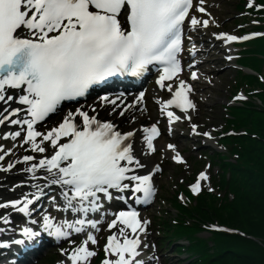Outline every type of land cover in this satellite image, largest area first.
<instances>
[{
    "label": "snow or ice",
    "instance_id": "obj_1",
    "mask_svg": "<svg viewBox=\"0 0 264 264\" xmlns=\"http://www.w3.org/2000/svg\"><path fill=\"white\" fill-rule=\"evenodd\" d=\"M192 6L193 0H0V102L14 101L9 90L20 89L26 94L14 102L27 106L0 110V125L8 122L20 127L3 138L16 140L25 132L22 144L30 145L32 152L45 153L49 147L53 150L35 163H30L37 160L35 156L25 155L23 162L30 163L26 171L34 179L62 189L64 205L60 210L75 217L57 223L52 217L43 216V227L50 235L68 238L86 228L98 231L97 222L88 219V214L103 207L102 196L111 200L113 189L132 193L131 198L138 203L141 200L135 194L143 193L147 201L154 190L150 175L130 174L134 173L132 165L141 166L132 155L131 143H127L134 132L121 133L112 122L101 121L83 107L67 112L61 122L46 132L36 130V125L56 112L62 101L77 100L93 85L110 77L140 75L153 64L160 66L157 84L173 94L166 102L158 101L161 111L173 105L182 111L193 108L188 97L191 87L185 81L180 80L175 91L172 84H165L181 71L177 56L182 50V26ZM198 11L205 10L200 7ZM190 23L193 27L201 23L208 26L207 20L200 21L195 16ZM217 39L231 42L238 37L220 34ZM192 79H196L195 73ZM100 99L104 104L119 106L120 97L110 99L105 95ZM142 99L143 93L137 102ZM22 111L26 116L21 118ZM92 112H96L95 107ZM123 114L121 111L120 115ZM167 116L170 123L180 119L172 111H167ZM143 131L148 149L155 151L153 141L160 135L159 129L153 125ZM4 158L0 155V161ZM174 159L183 162L179 153ZM13 166L10 163L8 169ZM41 170L44 175L37 176ZM206 179L207 175L200 173L192 191L198 192L200 181ZM37 187L42 194L43 188ZM39 199L38 194L32 198L24 196L0 203V209L12 208L31 215L30 206ZM0 221L9 223L4 215H0ZM146 224L134 210L116 213L108 229L117 231L107 237V258L102 264H142L136 260L141 243L138 233L145 230ZM20 234L25 238L38 235L30 227H24ZM14 242L24 244L25 240ZM96 243L95 235L88 232L80 245L64 253L67 261L89 264L96 255L89 244ZM3 247L8 245L0 242V248Z\"/></svg>",
    "mask_w": 264,
    "mask_h": 264
},
{
    "label": "rangeland",
    "instance_id": "obj_2",
    "mask_svg": "<svg viewBox=\"0 0 264 264\" xmlns=\"http://www.w3.org/2000/svg\"><path fill=\"white\" fill-rule=\"evenodd\" d=\"M208 1L210 5L206 12L208 13L206 18L212 23L208 27H204L203 24L197 25V28L193 27L189 33L192 34L191 41L199 45V49L194 55L200 56L199 58L202 60L205 59V65L210 69L207 75L204 74L207 79L201 81L200 88H197L195 92L200 103V106L197 103L198 107H195L197 114L192 119H182L171 132V125L168 123L167 117L158 110L157 104L153 101L151 90L156 86L155 81L150 82L147 90L148 104L146 108L149 113L157 114L152 120L161 127L159 140L163 142L164 148L168 144H172V146L175 144L179 148V156L185 158L184 163H178L173 156H168L160 146L157 150L159 166L156 168L157 172L154 173L155 180H157V193L154 195L152 205L145 207L139 217L141 222H147L145 230L141 232L143 257L145 258L146 255L147 258L154 260L156 262L154 264H161V260L162 264H189L190 260L195 258L190 255V252H177L178 248L174 246V243L169 244L168 237L172 233L179 232L181 234V239L176 245L184 246L197 238L209 242L208 244L212 246L211 230L234 229L218 222L209 224L207 221L198 219V213L194 207L200 206V198L203 196L208 200L209 206L214 203H210L209 200L213 195H217V197L220 194L223 195L224 191L220 188L219 182L229 179V170L224 171L223 163L236 162L239 159L233 157L234 154L230 153L229 148L235 143L234 139L236 138L256 135L249 130L251 127L258 130L257 121L251 120L249 114L253 110L258 112H261V108L264 110V0ZM193 12L192 16L200 20L201 12L197 10ZM188 23L191 26L190 21ZM248 31L260 34L256 39L230 45L224 44L223 39H216L224 32L241 36ZM191 41L189 40V42ZM226 49H230L231 53L226 52ZM242 66L252 69L253 73L247 72ZM209 78L211 80L207 81ZM238 95L242 98L236 99ZM79 104L61 106L56 112L51 113L49 119L40 124L38 129L46 132L62 121L63 110L70 108L71 111H74L80 107ZM84 110L88 111L90 115L93 114L91 108L86 107ZM262 115L264 114L262 113ZM246 117H249L248 121L243 120ZM106 118L115 120L111 115L103 117V119ZM261 120H264V116ZM194 125L195 131H193ZM118 126L120 130L129 131L138 124L132 120L128 124L121 125L123 127L119 124ZM175 133L185 136L184 142L180 143L175 139ZM7 144H10L9 140L3 142L1 147ZM25 147L27 152H32L30 145ZM169 150L172 149L169 148ZM49 151L53 150L49 149ZM9 162L10 159L4 163L5 166L8 167ZM21 168L13 169L18 172ZM200 171L206 172L207 179L201 182L198 192H193L191 186L195 184ZM7 173V171L0 172V179L3 180L0 183V203H8L18 194L15 192L16 178L5 180L6 175L4 174ZM9 191H12L10 195L7 194ZM21 195H26V193L21 192L18 196ZM47 199L49 198L43 197V200ZM48 203L44 205L47 211L44 210L41 215L33 214V218L39 220V225H41L42 217L47 214L63 220V212L56 211L57 204ZM219 204L220 199L216 201V205ZM201 207L205 210L206 206ZM30 208L34 211L38 207ZM185 210L192 213H186ZM11 211V208L0 209V215L7 216L9 220L7 224L0 221L3 223L1 228L8 233H11V228L15 231V228L18 227L16 223L18 221L11 217ZM109 223L110 221H103L98 228V242L93 247L96 250V255L90 258L89 264H102V261L107 258L104 251L107 237L117 231L116 229L110 231ZM199 225L200 229L194 228ZM185 227H189L190 231L183 234L181 230ZM84 239L86 237L78 235V237L68 238L65 242L53 243L54 245L48 247L46 251L42 252L41 250L35 255L36 257L28 260L31 261L29 264H70L64 253L80 245ZM210 254H212V250Z\"/></svg>",
    "mask_w": 264,
    "mask_h": 264
},
{
    "label": "bare ground",
    "instance_id": "obj_3",
    "mask_svg": "<svg viewBox=\"0 0 264 264\" xmlns=\"http://www.w3.org/2000/svg\"><path fill=\"white\" fill-rule=\"evenodd\" d=\"M209 1L208 0H203V2L201 3V0H195V4L193 5V9L191 11V14L193 15V11L197 10L200 7L204 8V12H201V18L200 21H204L207 20L208 21V26L212 23L210 20H208L206 18V16H208V13H206L209 9ZM200 12V11H198ZM192 15H190L192 17ZM190 17V18H191ZM190 21V20H189ZM202 25L201 24H198ZM207 26V27H208ZM195 28H197V25L195 26ZM188 29V34L191 32V30H193V26H189ZM200 31V30H198ZM192 34L187 35V39L191 41L192 39ZM195 39L197 40V37H195ZM226 45H230L231 42H227L224 40L223 42ZM191 47L189 48V50H191V56L199 49V45H197L196 43H194V41H191ZM226 52L231 53L230 49H226ZM195 56V55H193ZM200 57V56H199ZM199 57L195 56L194 58H192V60H187V62L184 63V68L186 69V74H182V76L178 77L177 80L174 83H171L173 85V87H177L179 84L180 80L185 81V83L187 85H189L190 87L193 88V94H192V99L195 102V105L193 108L189 109L188 111H179L177 110V108L174 107H169L167 108L165 111H161V103H158V101L160 102H166L170 96H169V91L167 90V88H161L158 84L151 90L152 94H153V101L155 102V104H157L158 110L162 113H164V115L167 117L168 119V123L171 125V132L174 131L175 126L179 125V122L182 121V119L186 118V119H192L194 118V115L197 114V112L195 111V107L197 106L196 104L198 103V105L200 106L199 100L197 99V97L195 96V92L197 90V88H200V83L201 81L206 80L207 78V74L210 71L209 67H207L205 65L206 61L205 59H200ZM243 69H245L246 71H248L250 68H245L242 66ZM252 70V69H251ZM195 73L196 74V79H192V74ZM206 74V75H204ZM211 78H209L207 81H210ZM10 94L13 95L14 97V101H18L19 96L21 94H25V92H23L20 89H15V90H9ZM107 95L110 99H115L117 97H120V99L117 100V105H119L118 107L116 105H112V104H104L101 101V97ZM96 100H98V102H95ZM14 101H10L8 102V104H3L2 102H0V110H2L4 107H10L11 109L14 108H21V109H26L23 105H20L17 102ZM124 102V105H134V107H129L127 111H123L124 110V105H121V102ZM80 107H83V109H85L86 107L88 108H96V114L97 116H99L100 118L105 117L106 115H111L113 116V118L115 119V122L118 123L120 126L123 125L124 123H127L135 120L138 124V126L132 128V132H134V135L129 139V141H127V143H131L132 145V155L134 156L135 160H138L140 162V167H136L135 165H132V167L134 168V173H130V174H135V175H142V173H144V175H149V174H153L157 172V167L159 166L158 164V158H157V150L159 148V146L161 147V149L163 148L164 152L168 155V156H173L175 157L176 154L179 151V148L177 146H175L174 144V149L169 150V144L168 146H166L164 148L163 146V142H161V140H159L158 137H156L153 141V145L155 148V151H152L150 149H148L147 147V143L144 139L146 133L143 131L144 128H150L151 126L155 125L158 129L159 132L161 133V127L160 125L156 124L154 120H152V118H154L157 114L155 113H149L148 109L146 108V106H144V104L142 102H137V97L133 96V97H129L128 95L126 97H122V96H118V95H108V94H103L100 95L96 98H94L91 101L88 102H83L82 104H79ZM198 107V106H197ZM115 109V110H113ZM71 111V109H66L62 111V116H65L67 114V112ZM75 111V110H74ZM123 111V115H120V112ZM167 111H172L174 112L177 116L180 117L179 120H174L173 122H169V118L167 116ZM93 113V114H95ZM26 116V112L22 111L20 113V117H24ZM61 116V117H62ZM162 116V115H161ZM17 117H13V119H16ZM39 124L36 125V130L41 131L38 129ZM56 126V125H55ZM26 127V126H25ZM123 127V126H121ZM174 128V129H173ZM20 130V127L17 125H11L10 123L6 122L5 125H0V148L3 149V151H0V155H4V160L0 161V169H7V170H0V172L4 173L5 171H7V174L5 176V180H11L13 178H16V187H15V192L17 194V196H14V198L11 200H17V199H23L24 196H28L29 198H32L33 195H40V199L35 201V203L33 205H31L30 207H38L33 211V214L36 215H41L44 210L47 211V209H45L44 205L45 203L50 204L51 203V198L55 197L54 203L57 204V206H62L64 205V201L62 198L61 192L62 189L57 186V185H52L51 187L46 186L45 181L43 179H34L33 178V174L26 171V169L28 167H30V163H35L37 162L40 158L49 156L52 152L49 151V149H51L50 147L48 148V151L45 153H32V152H27L26 151V144H22V138L23 136L26 134L25 132L21 133V137L17 138L16 140H11V139H4L3 137L6 136L8 133L10 132H14ZM42 132V131H41ZM176 137L175 139H177L180 143L184 142V138L185 136H181L178 134H174ZM9 140L10 144L1 147L2 143L7 142ZM172 145V144H170ZM10 151V154L5 155V153H8ZM25 155H33L37 158L36 161L30 162L28 164L23 162V157ZM181 157V156H180ZM8 159H10L9 164H13L14 166L11 169H8L7 166H5L6 164H4ZM17 161H20L19 163H17ZM19 167H22L20 171L16 172L14 171V169H17ZM14 168V169H13ZM142 172V173H141ZM37 176H42L44 175L43 170H41L40 172L36 173ZM4 179V178H3ZM3 180L0 179V183H2ZM127 183V181H126ZM4 185V184H3ZM15 185V184H14ZM37 185H39L41 188H43V193L40 194V191L37 187ZM21 192H25L26 195H21L18 196ZM112 192V199L108 200L106 198L101 199V203L102 205H105V208L102 209L104 210V217L100 220L103 221H111L114 218V215L116 213H118L119 211H127L126 210V204L123 203L122 199L120 197L124 196V195H131V193H127L125 192H119L115 189L111 190ZM12 193V191H9L7 194L10 195ZM44 198H49L47 200H43ZM32 209V208H31ZM11 217L15 216H19L22 215L23 218L26 219L25 223H29V218L33 217L32 215L26 216L24 213L18 212L14 209L11 208ZM70 214V216L74 219L75 217L73 216V214L69 213V212H65V214ZM99 215H102L101 213H89L88 214V219H93V220H98ZM140 217V216H139ZM141 220V219H140ZM143 223V222H142ZM3 223H0V228L3 226ZM100 223L97 225V227L99 228ZM30 226V225H29ZM91 232L92 234L95 235L96 240L98 242V237H99V230L97 231L96 229H91V228H86V231L83 233H75V234H81L82 236L86 237L87 233ZM139 238L143 240V236L140 233H138ZM59 239V238H56ZM82 243V241L80 242V244ZM97 244V243H96ZM96 244H89V248L93 251H96L93 247ZM47 248L43 249V251H46ZM13 256H15V253H12V250L10 251H6V250H1L0 251V264H29V262L31 261H27L24 259H12ZM36 257V256H35ZM12 259V260H10ZM67 259V258H66ZM142 261V260H141ZM6 262V263H5ZM156 263L154 260L149 259L148 261H146V264H154ZM162 264V260L160 262Z\"/></svg>",
    "mask_w": 264,
    "mask_h": 264
},
{
    "label": "trees",
    "instance_id": "obj_4",
    "mask_svg": "<svg viewBox=\"0 0 264 264\" xmlns=\"http://www.w3.org/2000/svg\"><path fill=\"white\" fill-rule=\"evenodd\" d=\"M262 113L264 114V110L261 108V112L253 110L249 114L251 120L257 121L258 130H254L251 126L249 130L256 135L236 138L235 143L229 148L230 153L234 154L233 157L239 159L236 162L223 163L224 171L229 170V179L219 182L220 188L224 191L223 195L220 194L218 197L213 195L209 200L210 203H214L209 206L208 200L203 196L200 198V206L194 207L198 219L209 224L218 222L234 229L211 230L212 246L208 244L209 242L197 238L187 245H176L181 239L179 232L172 233L168 237L169 244L174 243L178 248L177 252L187 251L191 256H195L189 264H264V120H261L264 115ZM249 117L243 120L248 121ZM218 199L220 204L216 205ZM201 206H206L205 210ZM185 212L192 213L187 210ZM194 228L200 229V225ZM189 231V227H185L181 233L185 234ZM211 250L212 254H210Z\"/></svg>",
    "mask_w": 264,
    "mask_h": 264
},
{
    "label": "water",
    "instance_id": "obj_5",
    "mask_svg": "<svg viewBox=\"0 0 264 264\" xmlns=\"http://www.w3.org/2000/svg\"><path fill=\"white\" fill-rule=\"evenodd\" d=\"M249 72H251V70L249 69Z\"/></svg>",
    "mask_w": 264,
    "mask_h": 264
}]
</instances>
